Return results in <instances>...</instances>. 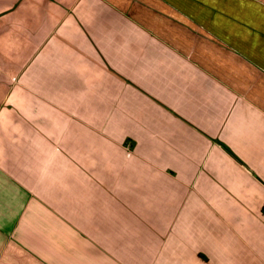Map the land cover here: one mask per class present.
Returning <instances> with one entry per match:
<instances>
[{
    "label": "crops",
    "instance_id": "1",
    "mask_svg": "<svg viewBox=\"0 0 264 264\" xmlns=\"http://www.w3.org/2000/svg\"><path fill=\"white\" fill-rule=\"evenodd\" d=\"M0 264H264V0H0Z\"/></svg>",
    "mask_w": 264,
    "mask_h": 264
}]
</instances>
